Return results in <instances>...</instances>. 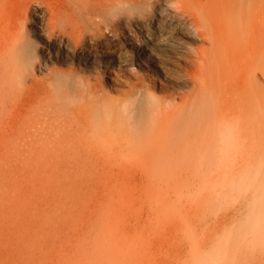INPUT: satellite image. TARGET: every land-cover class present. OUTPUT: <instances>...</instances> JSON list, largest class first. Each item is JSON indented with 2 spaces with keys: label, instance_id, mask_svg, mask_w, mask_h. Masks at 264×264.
Listing matches in <instances>:
<instances>
[{
  "label": "bare ground",
  "instance_id": "6f19581e",
  "mask_svg": "<svg viewBox=\"0 0 264 264\" xmlns=\"http://www.w3.org/2000/svg\"><path fill=\"white\" fill-rule=\"evenodd\" d=\"M19 1L23 7L45 5L49 47L63 49L47 78L31 76L28 82L25 71L36 68L40 58L38 47L23 40V25L3 48L13 52L14 66L0 68V103L12 102L14 108L10 142L21 169L118 170L149 179L161 173L232 171L226 177L232 181L256 180L244 229L264 220L259 216L264 213V0H238L240 6L221 1L211 28L196 16L186 17L184 28L209 40V50L185 52L184 45L173 43L172 33L161 37L159 65L187 90L163 85L158 93L136 75L119 81L127 89L117 96L111 94L113 86L86 73L96 55L115 50L123 56V42L146 52L155 40L151 25L131 30L132 18L123 23L124 18L109 17L104 0ZM184 28L179 33L187 34Z\"/></svg>",
  "mask_w": 264,
  "mask_h": 264
},
{
  "label": "rangeland",
  "instance_id": "374dc122",
  "mask_svg": "<svg viewBox=\"0 0 264 264\" xmlns=\"http://www.w3.org/2000/svg\"><path fill=\"white\" fill-rule=\"evenodd\" d=\"M221 1L104 0L109 17L124 18L123 23L132 18L131 30L151 25L155 43L143 52L121 40L123 56L115 50L96 55L86 76L113 86V96L127 89L119 81L136 75L145 77L158 93L163 85L187 90L176 86L159 65L161 37L172 33L173 43L184 45L185 52L200 46L209 50V40L183 24L193 15L211 28ZM228 1L240 6L238 0ZM0 2V68L14 66L13 52L3 48L23 25V40L38 47L40 58L36 68L25 71L26 80L47 78L63 49L49 47L45 5ZM183 28L187 34L179 33ZM260 83L264 87V77ZM13 111L12 102L0 103V264H264V220L244 229L256 180L232 181L226 178L232 171L161 173L149 179L118 170L98 174L53 166L21 169L10 142L15 134Z\"/></svg>",
  "mask_w": 264,
  "mask_h": 264
}]
</instances>
